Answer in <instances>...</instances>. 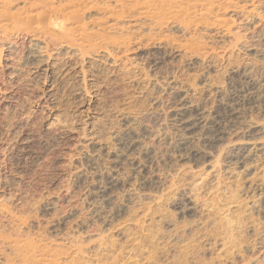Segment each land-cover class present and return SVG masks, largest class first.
Returning <instances> with one entry per match:
<instances>
[{"label":"rangeland","instance_id":"obj_1","mask_svg":"<svg viewBox=\"0 0 264 264\" xmlns=\"http://www.w3.org/2000/svg\"><path fill=\"white\" fill-rule=\"evenodd\" d=\"M216 1L215 16L231 23L220 39L192 23L197 14L186 25L166 14L149 26L136 0L121 9L97 0L72 21L69 49L43 23L71 1L0 0V21L16 18L0 27V264H264V215L255 212L263 116L252 114L255 139L232 132L211 148L178 126L189 112L213 117L236 72H264V55L241 48L246 23L264 29V0H228L254 8L230 19L228 1ZM108 6L124 17H107ZM162 35L185 47L177 56L151 47ZM144 130L134 157L118 151L120 136ZM52 136L51 146L37 144ZM238 147L250 158L227 165ZM106 174L115 187L91 205ZM179 195L195 213L173 210Z\"/></svg>","mask_w":264,"mask_h":264},{"label":"bare ground","instance_id":"obj_2","mask_svg":"<svg viewBox=\"0 0 264 264\" xmlns=\"http://www.w3.org/2000/svg\"><path fill=\"white\" fill-rule=\"evenodd\" d=\"M108 1H112L114 4L118 6V8L120 7V9L124 6L123 5L124 0H108ZM166 1L167 0H136L137 2L136 4H140L141 6H143L142 10H140L138 13L137 16L138 19L143 18V20L148 21L149 26L155 25L159 27L161 26L160 23L161 20H163V16L167 14L170 15L167 17L168 19L178 17L179 18L178 21H180L179 23L186 25L187 22L192 21L190 19L192 17L190 16L192 14H197L198 15L197 22H195L196 21L195 18V21L193 20L194 22L192 23L196 25L203 23L205 24V27L214 28L215 36L214 35L213 36L216 37V39H220L222 36L221 34L222 33L225 34L224 31H227L229 25L231 24L230 22H227L225 18H219L217 15L215 16V13H217L218 8L221 5L216 0H170L173 3V5H169L168 8L164 9L163 6ZM243 1L245 5L246 2L248 1L252 2L253 0H243ZM69 2H68L69 6H67L66 8L56 9V11L59 13L60 16L53 18L47 16L45 18L43 26L51 30L54 34V37H56L57 39L59 38L63 42L62 46H66V48L72 49L73 46H75L72 37L69 36L70 34L69 32L71 31L72 21L78 16L82 7H86L88 3L94 4V2H97V0H69ZM225 4L221 7V9L223 8L224 10L227 11L229 10V12L230 11L233 12L232 15H229L228 19L237 16L238 13H240V11L243 9L246 12H253L254 9L253 8L249 10L246 6L238 5L237 3H234L232 1H228ZM106 8L107 7H105V9ZM215 8H217V10H215ZM107 9H110V13H111V14L109 13L107 17L115 16L118 19H122L124 17L118 11H117L118 13L116 12V14H114L115 10L112 9L111 6H108ZM251 15L252 14L248 15V17H250ZM15 20H16L15 17L6 16L4 17L3 20L0 21L1 22L0 27L2 25L9 26ZM145 21L142 22L145 23ZM245 25H246L245 27L246 31L250 30V32L246 42L241 46V48L243 49V51H245L248 54V56L250 55L252 57L262 58V56L264 55V29L263 28L259 30L252 29L251 27L250 28L247 27V23ZM27 29L28 28L26 26V32ZM80 39H82L86 43L87 47H91V48L95 47V44H93V40L87 37L86 35H83V37H81ZM150 39H152L151 47L156 49L162 48L163 50H165L168 47V45L172 46L170 49V54H176V56L179 53L180 47L182 46L179 43L174 42L173 39L170 40L169 37L166 35H162L161 37L156 38L154 40L153 38ZM217 41L220 42V40ZM183 46L185 47V44ZM188 49L192 53L198 52L197 50L198 48L197 47L195 48L194 46H189ZM152 55L154 57L152 58V60L153 62L156 63L158 57L160 58V56H157L154 53ZM102 57H105V55ZM37 60L38 62H42V60H40L39 58ZM230 80H231V82H229L230 88L227 91V93H225V98L224 101L221 103V107L216 111V113L214 112L215 115H213V117L211 116V118H209L208 121L205 122L204 120L205 117L201 115V112L198 113L189 112L188 115L191 116L188 119L178 121L180 122L178 123L180 131H182L186 135L197 132L198 138L201 140L203 146L205 147L211 148L214 145L216 146V144H218L219 141H222L224 139L223 138L224 134H230L232 132H239L243 136L250 137L253 139L258 129L256 127L257 129L256 130L254 127L252 114L254 112L261 113V116H263L264 118V72L255 73V70L249 67L243 69L242 71L236 72L231 77ZM150 119L155 124L160 121V119L156 116H152ZM146 132L145 130L140 131V134L138 133L131 134L130 132H128L125 133L123 136H120L118 139V143H119L118 151L120 153L129 154V156L134 157L135 156L134 153L137 152L138 150V145H137L138 140L141 136H146ZM258 134L260 135L259 132ZM56 140L57 138L55 136L48 138H41L38 140L37 144L40 145L41 148H47L51 146L54 142H56ZM250 156H251V152L249 151V149L238 147L228 157L226 164L227 165L241 164L245 160L249 159ZM109 177H111V175L106 174L105 177L102 179V185L99 186L98 188H95V193H91V195L95 197L92 201L89 202L91 205L93 204L97 205L100 199L102 200L104 196H107L106 190L107 189L111 190L115 187L114 185L116 181L114 180L113 177H111V179H109ZM76 181H79V179L76 178ZM79 185L80 182H78V186ZM259 189H260V194H259L260 200L258 202V206L256 207L257 210H255V212L264 215V180L261 188ZM172 205L174 207L173 210H175L182 217L188 216L189 213H195V209L186 202V197H184L183 195H179L177 199L172 203ZM100 218L105 221L107 215L103 214L102 216H100ZM165 226L166 229H168L171 226V224L166 223ZM208 240L209 238L208 236H206V238H204L199 242V245H201V249L198 245L197 248L199 250H202L205 246L207 247V245L209 244L207 242ZM18 242L19 241H16L14 242V244L16 245ZM3 243H6L5 247L6 246L7 248L9 246L11 247V243H9V241H5ZM14 244L12 243V245Z\"/></svg>","mask_w":264,"mask_h":264}]
</instances>
